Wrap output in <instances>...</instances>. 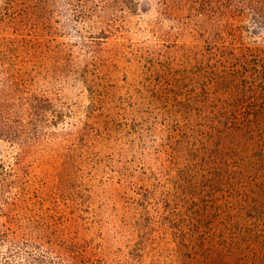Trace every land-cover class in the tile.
<instances>
[{
  "label": "rangeland",
  "instance_id": "obj_1",
  "mask_svg": "<svg viewBox=\"0 0 264 264\" xmlns=\"http://www.w3.org/2000/svg\"><path fill=\"white\" fill-rule=\"evenodd\" d=\"M0 118L21 135L0 137V228L21 242L264 264V0H0Z\"/></svg>",
  "mask_w": 264,
  "mask_h": 264
},
{
  "label": "trees",
  "instance_id": "obj_2",
  "mask_svg": "<svg viewBox=\"0 0 264 264\" xmlns=\"http://www.w3.org/2000/svg\"><path fill=\"white\" fill-rule=\"evenodd\" d=\"M32 100L33 107L36 109V104H38L41 99L35 96ZM2 121L3 120L0 118V122ZM6 121L7 120L0 124V137L15 136V139L20 138L21 135L19 134V127L15 126V131L13 133L11 131L12 129L7 126ZM37 128L38 125L36 126V129L34 126L35 132H37ZM35 137L36 135L32 138ZM21 142L26 143L27 140H22ZM3 196L4 191L0 190V198ZM0 246H6L8 249L6 255H4V253H0V264H63L47 252L40 250L36 244L28 241L21 242L15 235V232L9 230L7 227L0 228Z\"/></svg>",
  "mask_w": 264,
  "mask_h": 264
}]
</instances>
